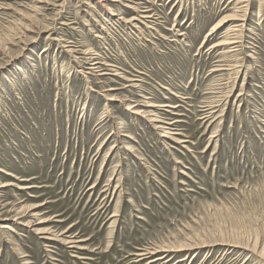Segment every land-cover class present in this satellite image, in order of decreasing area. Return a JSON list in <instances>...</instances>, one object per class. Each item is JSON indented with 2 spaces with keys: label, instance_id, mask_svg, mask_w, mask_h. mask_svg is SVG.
<instances>
[{
  "label": "rangeland",
  "instance_id": "obj_1",
  "mask_svg": "<svg viewBox=\"0 0 264 264\" xmlns=\"http://www.w3.org/2000/svg\"><path fill=\"white\" fill-rule=\"evenodd\" d=\"M0 264H264V0H0Z\"/></svg>",
  "mask_w": 264,
  "mask_h": 264
},
{
  "label": "bare ground",
  "instance_id": "obj_2",
  "mask_svg": "<svg viewBox=\"0 0 264 264\" xmlns=\"http://www.w3.org/2000/svg\"><path fill=\"white\" fill-rule=\"evenodd\" d=\"M235 25V24H234ZM220 26H222V23H217V24H215V26L212 28V31H214V30H216L218 27H220ZM240 26V25H239ZM234 28V27H233ZM236 28H238V27H236ZM233 30V29H232ZM231 32V27H230V29L229 30H227L226 31V34H229ZM227 36V35H226ZM228 37V36H227ZM227 39H229V38H227ZM231 39V38H230ZM227 43H229V42H227ZM10 230H12V231H15L14 229H12V228H10ZM46 232H48V231H41L40 233H46ZM72 242H75V241H69V243H72ZM151 255V254H150ZM159 257V256H158ZM157 257V258H158ZM154 260V259H153ZM157 260V259H156ZM152 261V260H151Z\"/></svg>",
  "mask_w": 264,
  "mask_h": 264
}]
</instances>
